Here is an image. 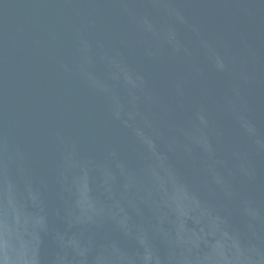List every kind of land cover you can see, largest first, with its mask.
<instances>
[{
  "label": "water",
  "instance_id": "water-1",
  "mask_svg": "<svg viewBox=\"0 0 264 264\" xmlns=\"http://www.w3.org/2000/svg\"><path fill=\"white\" fill-rule=\"evenodd\" d=\"M0 264H264V0H0Z\"/></svg>",
  "mask_w": 264,
  "mask_h": 264
}]
</instances>
